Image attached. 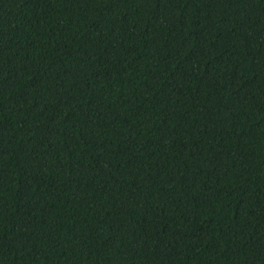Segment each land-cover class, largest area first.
I'll list each match as a JSON object with an SVG mask.
<instances>
[{
    "label": "trees",
    "instance_id": "obj_1",
    "mask_svg": "<svg viewBox=\"0 0 264 264\" xmlns=\"http://www.w3.org/2000/svg\"><path fill=\"white\" fill-rule=\"evenodd\" d=\"M0 264H264V0H0Z\"/></svg>",
    "mask_w": 264,
    "mask_h": 264
}]
</instances>
